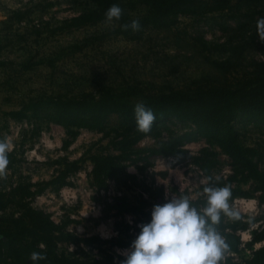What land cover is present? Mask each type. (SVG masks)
Instances as JSON below:
<instances>
[{
	"label": "rangeland",
	"instance_id": "1",
	"mask_svg": "<svg viewBox=\"0 0 264 264\" xmlns=\"http://www.w3.org/2000/svg\"><path fill=\"white\" fill-rule=\"evenodd\" d=\"M94 6L95 0H0V141L8 144L9 160L6 178H0V191L11 192L16 186L50 180L63 168L64 160L78 159V170L66 177L68 184L58 190L47 187L27 200L54 223H63L64 231L79 237L97 236L100 240L87 246L58 242V253L98 259L109 254L119 264L125 258L122 253L140 232L138 225L150 222L154 204L187 195L192 206L204 207L192 203L206 198L200 189L205 183L201 172L189 159L179 162L172 155L152 156L151 165L142 171L126 162L127 171L135 175L134 181L118 185L109 179L99 189L92 182L88 156L117 153L112 133L104 136L94 130L79 129L68 146L63 147L64 129L47 121L41 113L37 117L26 113L25 118L17 120L7 112L44 96H97L104 87L145 93L191 89L195 81L218 80L210 61L227 53L223 47L213 46L227 40L240 41L243 59L264 60V42L259 40L256 27L257 20L264 17V0H229L222 11L179 15L170 27L141 28L131 38L115 34L114 23L106 19L78 28L64 26L70 17ZM144 11L135 6L128 13L134 16ZM199 37L207 42L206 47L201 46ZM113 124L112 120L110 125ZM165 124L167 129L158 138L145 137L133 150L156 147L161 140L185 129L175 120ZM236 125L242 143L263 152L259 165L264 167V135L252 125ZM206 145L199 139L183 148L193 156ZM217 152L218 164L212 173L224 179L231 173L229 159ZM145 187H161V202L158 197H148ZM62 188H69L73 196H64V201L59 195ZM21 192L14 191L13 195L18 197ZM121 196L131 206L141 205L142 200L146 203L137 213H118L111 207ZM229 205L239 213V218L222 213L221 222L237 221L234 232L240 245L237 252L226 251L224 256L228 254L239 262L262 244L260 241L248 245L253 232L258 233L264 225V203L260 204L253 193L249 197H234ZM11 215H18V211L8 204L0 211L1 224L8 223ZM243 223L245 227H239ZM116 240L127 245L110 243Z\"/></svg>",
	"mask_w": 264,
	"mask_h": 264
},
{
	"label": "trees",
	"instance_id": "2",
	"mask_svg": "<svg viewBox=\"0 0 264 264\" xmlns=\"http://www.w3.org/2000/svg\"><path fill=\"white\" fill-rule=\"evenodd\" d=\"M229 0H95L94 8L70 17L64 26L81 27L83 25L106 19L107 9L119 5L123 14L120 20H113L114 33L125 37H133L130 28L125 31L121 25L138 19L141 28H167L172 26L179 15L190 13H205L208 11H222ZM252 3L262 0H246ZM141 6L144 13L130 15L128 10ZM253 9V8H251ZM253 13V10L250 11ZM19 16V14H18ZM202 47L207 42L199 37ZM223 47L226 55L218 60H211V66L216 72L218 80H199L191 89L183 90L170 88L156 93H145L142 90L116 91L104 87L97 96L62 97L44 96L30 100L16 110L7 112L12 119H23L29 116L43 117L64 129L66 138L63 147L77 135L79 129H88L101 132L104 136L110 135L113 139L115 154L92 153L88 156L91 164V179L97 188L106 186V180H113L118 185H125L135 180V175L127 171L126 162H130L137 170H144L151 165L152 156L176 157L177 161L189 159L205 179L200 185L203 192L205 186H230L231 197H249L256 193V199L264 203V167H260L263 152L256 146L244 145L239 139L237 125H252L264 135V60L243 59L240 41L227 40L225 44L213 46V49ZM264 47V46H263ZM143 102L150 108L156 120L149 133L136 130L134 106ZM113 125H110L111 121ZM175 120L185 129L179 134L170 135L161 140L156 147L135 149L136 144L145 137L158 138L161 131L166 130V121ZM203 139L207 144L198 152L190 156L183 148L184 144ZM229 159L231 173L224 179L213 176V169L218 164V152ZM63 168L50 180L16 186L11 192L0 191V211L8 204H13L18 215L10 216L8 223L0 222V264H116L109 254L102 259L85 255L83 257L71 254L58 253V242L79 243L90 245L100 241L97 236L79 237L63 230V223H54L47 214L33 208L27 198L40 193L47 187L58 190L68 184V173L79 168V160H64ZM211 177V180H209ZM241 185H248L242 188ZM34 187L30 190V187ZM148 197H158L161 202L162 188H146ZM20 190L18 197L14 191ZM116 204L111 208L118 213L142 211L145 201L141 205L131 206L125 196L117 197ZM194 205L206 204V198L192 202ZM162 204V202H161ZM110 209V207H108ZM264 218V216H263ZM217 225L222 237L228 244V251L237 252L240 240L235 234L237 221ZM246 223L239 225L244 228ZM227 229V230H224ZM262 244L252 249L250 256L233 261L232 256H224L220 264H264V225L258 233L253 232L248 243L260 242ZM112 244L126 246L121 240ZM33 251L46 256V259L31 261L30 253Z\"/></svg>",
	"mask_w": 264,
	"mask_h": 264
},
{
	"label": "clouds",
	"instance_id": "3",
	"mask_svg": "<svg viewBox=\"0 0 264 264\" xmlns=\"http://www.w3.org/2000/svg\"><path fill=\"white\" fill-rule=\"evenodd\" d=\"M122 14V8L113 4L105 13L106 21L120 20ZM140 27L138 19L121 25L125 31H139ZM256 27L259 40L264 42V17L257 20ZM134 116L136 130L149 133L156 120L154 112L140 102L134 106ZM7 151L6 141H0V178H6ZM203 194L206 204L199 209L191 205L187 195L154 204L150 222L138 225L140 232L122 253L125 258L119 264H220L228 250L217 229L221 214L235 219L239 213L229 205L230 186H205ZM30 259L35 262L46 256L33 251Z\"/></svg>",
	"mask_w": 264,
	"mask_h": 264
},
{
	"label": "built area",
	"instance_id": "4",
	"mask_svg": "<svg viewBox=\"0 0 264 264\" xmlns=\"http://www.w3.org/2000/svg\"><path fill=\"white\" fill-rule=\"evenodd\" d=\"M59 195L60 196H63L64 201H66L65 198H64V196H67L68 198H71L73 196L72 195V192H70V189L69 188H62L59 191Z\"/></svg>",
	"mask_w": 264,
	"mask_h": 264
}]
</instances>
